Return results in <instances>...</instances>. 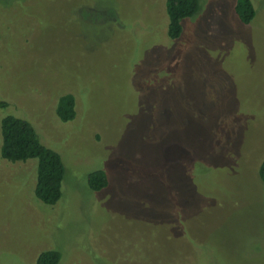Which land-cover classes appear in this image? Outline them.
Here are the masks:
<instances>
[{"label": "rangeland", "instance_id": "rangeland-1", "mask_svg": "<svg viewBox=\"0 0 264 264\" xmlns=\"http://www.w3.org/2000/svg\"><path fill=\"white\" fill-rule=\"evenodd\" d=\"M198 1L170 39L165 0H0V120L65 170L46 205L36 159L0 156V264H264V0Z\"/></svg>", "mask_w": 264, "mask_h": 264}, {"label": "trees", "instance_id": "trees-1", "mask_svg": "<svg viewBox=\"0 0 264 264\" xmlns=\"http://www.w3.org/2000/svg\"><path fill=\"white\" fill-rule=\"evenodd\" d=\"M198 0H165V12L168 18L167 36L176 39L182 32V21L193 17L199 11ZM234 11L243 24H249L255 16L252 0H236ZM3 105H6L3 103ZM55 112L57 117L67 122L75 117V97L66 93L58 98ZM1 144L0 156L9 162L36 159L35 197L46 205L55 204L62 195L64 166L58 153L44 146L34 127L26 120L7 115L0 120ZM259 177L264 183V159L259 165ZM87 187L97 192L108 185L104 170H95L87 176ZM61 254L56 250L40 252L35 264H59Z\"/></svg>", "mask_w": 264, "mask_h": 264}]
</instances>
